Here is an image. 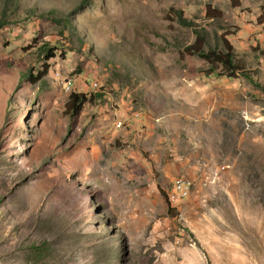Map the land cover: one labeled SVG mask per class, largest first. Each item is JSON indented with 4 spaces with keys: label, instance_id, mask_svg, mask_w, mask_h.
<instances>
[{
    "label": "rangeland",
    "instance_id": "obj_1",
    "mask_svg": "<svg viewBox=\"0 0 264 264\" xmlns=\"http://www.w3.org/2000/svg\"><path fill=\"white\" fill-rule=\"evenodd\" d=\"M0 264H264V0H0Z\"/></svg>",
    "mask_w": 264,
    "mask_h": 264
},
{
    "label": "trees",
    "instance_id": "obj_2",
    "mask_svg": "<svg viewBox=\"0 0 264 264\" xmlns=\"http://www.w3.org/2000/svg\"><path fill=\"white\" fill-rule=\"evenodd\" d=\"M171 10L177 14L176 19L181 25L192 28L195 34V40L193 43L186 45L183 50L187 54H195L200 58L205 59L211 65V69L207 70L206 74L209 75L213 73L218 66L222 68V73L219 74H225L228 77H233L238 72L244 73L242 65L243 61L234 53V48L228 39H225L221 34L219 37L221 39L222 48H210L205 51L204 46L208 44L205 30L202 27H198L193 21L184 17L181 12L178 13L175 9ZM206 14L208 18H216L220 15V11L208 6L206 7ZM53 56L54 55L49 49L45 56V60L47 61ZM47 67V64H45L43 66V70L37 71L36 73L32 72L33 69L31 68L23 76H26L29 82L32 85H35L45 75ZM249 78L252 81L254 80L251 76H249ZM101 92L102 90L100 93H95L97 96H101ZM93 97V94L89 98V96H86L85 93L71 92L66 103V110L70 113V115L78 116L81 113L83 105L90 101Z\"/></svg>",
    "mask_w": 264,
    "mask_h": 264
},
{
    "label": "built area",
    "instance_id": "obj_3",
    "mask_svg": "<svg viewBox=\"0 0 264 264\" xmlns=\"http://www.w3.org/2000/svg\"><path fill=\"white\" fill-rule=\"evenodd\" d=\"M94 81L91 83L93 86ZM120 119H117V124ZM189 181L187 179H177L173 182L171 190L167 193V198L170 203H175L181 200L188 192Z\"/></svg>",
    "mask_w": 264,
    "mask_h": 264
},
{
    "label": "bare ground",
    "instance_id": "obj_4",
    "mask_svg": "<svg viewBox=\"0 0 264 264\" xmlns=\"http://www.w3.org/2000/svg\"><path fill=\"white\" fill-rule=\"evenodd\" d=\"M180 179H183V178H180Z\"/></svg>",
    "mask_w": 264,
    "mask_h": 264
}]
</instances>
